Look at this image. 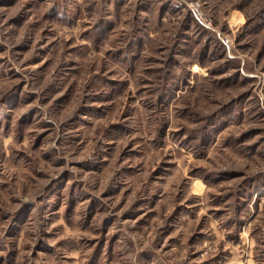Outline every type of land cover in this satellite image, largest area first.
<instances>
[{"label":"rangeland","instance_id":"374dc122","mask_svg":"<svg viewBox=\"0 0 264 264\" xmlns=\"http://www.w3.org/2000/svg\"><path fill=\"white\" fill-rule=\"evenodd\" d=\"M200 1L0 0V264H264V0Z\"/></svg>","mask_w":264,"mask_h":264},{"label":"built area","instance_id":"2783aa9c","mask_svg":"<svg viewBox=\"0 0 264 264\" xmlns=\"http://www.w3.org/2000/svg\"><path fill=\"white\" fill-rule=\"evenodd\" d=\"M179 3L186 5L190 13L205 27H212V20L210 17L206 16V13L202 9L200 0H178ZM228 41V40H227Z\"/></svg>","mask_w":264,"mask_h":264},{"label":"crops","instance_id":"0c3cea01","mask_svg":"<svg viewBox=\"0 0 264 264\" xmlns=\"http://www.w3.org/2000/svg\"><path fill=\"white\" fill-rule=\"evenodd\" d=\"M173 3V2H172Z\"/></svg>","mask_w":264,"mask_h":264}]
</instances>
